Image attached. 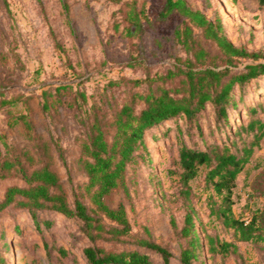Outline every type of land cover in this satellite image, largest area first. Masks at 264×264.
Instances as JSON below:
<instances>
[{"label": "rangeland", "instance_id": "rangeland-1", "mask_svg": "<svg viewBox=\"0 0 264 264\" xmlns=\"http://www.w3.org/2000/svg\"><path fill=\"white\" fill-rule=\"evenodd\" d=\"M127 1L131 0H67V12L63 0H0V147L3 153L19 154L29 168L48 162L70 204L74 206L78 196L107 224L112 220L93 200L94 187L87 188L82 144L90 125L97 116L110 123L115 110L132 98L139 110L143 105L139 93L175 85L178 77L167 72L178 56H186L173 40L182 17L173 13L165 20L157 18L165 0H138L151 21H145L144 31L135 36L123 33ZM187 1L209 17L220 14L235 44L264 50V5L259 0ZM201 43L218 55L216 62L223 66L215 42L201 37ZM253 61L241 58L233 69H243ZM256 61L264 62V58ZM234 98L238 105H229L232 125L224 118L218 120L215 106L209 105L197 123L174 116L146 131L147 149L104 196L110 207L125 206L130 222L127 233L117 238L104 231L92 239L78 216L46 208L39 210L37 223L13 201L0 215L4 264H90L84 253L88 245L138 250L148 254L147 264H166L160 252L139 243L142 238L166 246L172 252L169 264H184L180 253L187 238L180 228L186 206L179 195L180 141L204 148L208 142L228 138L241 120H264V73L237 88ZM250 105L258 106V112L251 114ZM207 170L202 165L190 180L196 227L203 241L205 231L232 240L234 230L224 228L216 215L209 214ZM236 182L234 213L247 219L255 214L264 226V136ZM26 184L14 171L1 177L0 201L10 186ZM236 242L238 252L213 255L205 247L202 259L206 264H264L263 245Z\"/></svg>", "mask_w": 264, "mask_h": 264}, {"label": "trees", "instance_id": "trees-1", "mask_svg": "<svg viewBox=\"0 0 264 264\" xmlns=\"http://www.w3.org/2000/svg\"><path fill=\"white\" fill-rule=\"evenodd\" d=\"M63 3L68 12L67 0H63ZM259 3L264 5V0H259ZM173 13L182 17L181 23L174 30L173 40L186 53L184 58L178 56L174 67L167 72L171 77H178L176 84L158 86L159 91L149 89L139 93L143 103L139 110L135 106L134 98L122 103L115 110L110 123L103 122L102 118L97 116L82 144V152L86 155L85 168L89 176L87 188L94 187L93 200L112 222L107 224L101 221V216L92 213L86 202L78 196L72 206L62 181L48 162H41L29 168L19 154H10L8 150L3 153L1 147L0 178L14 171L28 184L13 185L7 189L4 200L0 201V215L7 205L15 201L26 208L39 223V210L53 208L68 216H78L92 239L104 235V231L119 238L130 230L125 206L120 204L118 207H110L105 203L104 196L123 180L127 168L147 149L146 131L174 116H184L191 124L197 123L209 105L215 106L218 120L224 118L228 125H232L229 120V105H238L234 92L264 73V62L256 61L264 58V50H250L246 45L235 44L227 36L220 14L209 17L200 8L192 7L187 0H165L158 10L157 18L165 20ZM125 20L123 33L129 36L141 34L144 31V22L151 21L145 5L138 4V0L126 2ZM116 27L119 28L118 25ZM201 37L215 42L223 56V66L216 62L218 55L211 54L202 45ZM241 58L254 61L247 63L243 69L234 70L233 67ZM248 109L251 114H255L259 108L250 105ZM263 136L264 120L253 117L247 123L241 120L228 138L221 142H208L204 148L180 141L179 195L183 197L186 206L180 228V234L187 238V245L180 253L184 264H206L202 259V250L205 247L208 253L214 255L238 252L236 241H251L264 246V226L258 223L257 216L254 214L247 219L237 216L233 210V189L237 176L249 161L254 146L260 143ZM202 165L208 167L205 187L210 190L207 202L209 214L216 215L224 228L234 230L232 240L222 239L219 235L205 231L203 241L196 227L197 210L190 180L198 175ZM18 196L20 197L17 199ZM44 221L48 222L47 219ZM171 222L176 226L175 218H172ZM1 239L2 232L0 241ZM139 243L160 252L165 263L169 264L172 252L166 246L145 238L140 239ZM84 253L90 264L149 262L148 254L138 250L112 251L100 245H88L84 248ZM4 262L0 248V264Z\"/></svg>", "mask_w": 264, "mask_h": 264}]
</instances>
